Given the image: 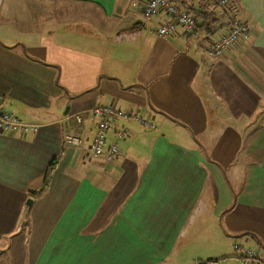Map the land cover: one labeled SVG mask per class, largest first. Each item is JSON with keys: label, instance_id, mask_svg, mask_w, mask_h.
<instances>
[{"label": "crops", "instance_id": "0c3cea01", "mask_svg": "<svg viewBox=\"0 0 264 264\" xmlns=\"http://www.w3.org/2000/svg\"><path fill=\"white\" fill-rule=\"evenodd\" d=\"M233 1L249 39L213 56L228 15L205 0H173L197 26L166 36L147 0H0V108L37 126L0 131V264L264 258V0ZM96 105L148 125L93 156Z\"/></svg>", "mask_w": 264, "mask_h": 264}, {"label": "built area", "instance_id": "2783aa9c", "mask_svg": "<svg viewBox=\"0 0 264 264\" xmlns=\"http://www.w3.org/2000/svg\"><path fill=\"white\" fill-rule=\"evenodd\" d=\"M226 15H228V30L218 39L211 41L207 45V51L213 56H220L224 50L238 41L249 39V28L246 22L238 16L237 6L230 0H210ZM163 11L168 19L161 22L156 31L160 36H166L174 31L177 25L182 29L191 33L197 26L196 16L186 8H179L173 0H147L143 7L144 16H151ZM92 115L97 118L96 127L92 138L88 144V150L91 155L98 156L103 153V146L106 141V134L115 120H135L142 125H148L144 120L140 119L132 112H124L121 109L111 105H96L92 107ZM76 120L80 121V117L76 115ZM37 126L22 121L12 112L0 108V131L5 132H28L35 131ZM125 135V129H120L116 133V138L119 139ZM72 144L79 143L76 138H69ZM117 152V143L114 142L107 146V158H112ZM235 249H240L238 245H234ZM242 249V248H241ZM247 258L233 264H255L256 252L249 249H243ZM207 264V263H205Z\"/></svg>", "mask_w": 264, "mask_h": 264}, {"label": "rangeland", "instance_id": "374dc122", "mask_svg": "<svg viewBox=\"0 0 264 264\" xmlns=\"http://www.w3.org/2000/svg\"><path fill=\"white\" fill-rule=\"evenodd\" d=\"M10 133H14V132H10ZM207 232L208 231H204L203 230L201 233L206 234ZM213 238L215 239V234H214V237ZM214 242H217V241L215 240ZM238 244H239L240 249H235L234 248L235 246H233V244L230 243V245L228 246V250H227L228 252H227V254L222 255V256H219V257H217V261H215V262H210L209 261V262H207V264H228V263H230V262H232L234 260L236 261V259L234 257L235 254L232 256V253H236V254H239V252L240 253L241 252L243 253V251H242L243 248L241 249V246H244L245 249L248 247V245H241V242H239ZM238 244H236V245H238ZM253 246L257 247L256 245H253ZM252 248H250V250L256 252L255 264H264V258L263 259L261 258L260 252H259V250L262 249V248L261 247H258L259 250H255V249H252ZM204 259H206V258H204ZM198 263L199 262H195V264H198Z\"/></svg>", "mask_w": 264, "mask_h": 264}, {"label": "trees", "instance_id": "16d2710c", "mask_svg": "<svg viewBox=\"0 0 264 264\" xmlns=\"http://www.w3.org/2000/svg\"><path fill=\"white\" fill-rule=\"evenodd\" d=\"M204 1V0H203ZM205 1H207L206 2V4L205 5H207V3L209 4V2L210 3H212V5H214V7H216V5H215V3L214 2H211L210 0H205ZM231 2H233V4H235L236 5V2L235 1H233V0H230ZM206 8L207 9H205V10H198V13H200L201 15H202V17L204 18V16H206L207 15V13H208V9H209V6L207 7L206 6ZM52 167V163L49 165V167H48V169H47V172H46V174H45V176H44V182H43V185L44 184H46L47 183V181H48V176H49V171H50V168ZM245 258H247V255H245L244 254V252L242 253H239L237 256H236V259H241V260H243V259H245ZM255 260H256V258H255ZM205 262V261H204ZM209 262V261H208ZM210 262H212V261H210ZM207 263V262H206ZM205 264V263H204Z\"/></svg>", "mask_w": 264, "mask_h": 264}, {"label": "water", "instance_id": "95a60500", "mask_svg": "<svg viewBox=\"0 0 264 264\" xmlns=\"http://www.w3.org/2000/svg\"><path fill=\"white\" fill-rule=\"evenodd\" d=\"M32 201H33V198H32L31 196H28V197L26 198V201H25L26 206H27V207H26V213H28V210H29V208H30V206H31ZM208 261L215 262V261H217V257H207L204 263H206V262H208Z\"/></svg>", "mask_w": 264, "mask_h": 264}]
</instances>
